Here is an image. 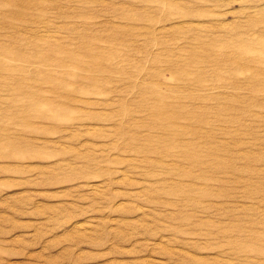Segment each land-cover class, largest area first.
Listing matches in <instances>:
<instances>
[{"label": "rangeland", "instance_id": "obj_1", "mask_svg": "<svg viewBox=\"0 0 264 264\" xmlns=\"http://www.w3.org/2000/svg\"><path fill=\"white\" fill-rule=\"evenodd\" d=\"M0 264H264V0H0Z\"/></svg>", "mask_w": 264, "mask_h": 264}]
</instances>
